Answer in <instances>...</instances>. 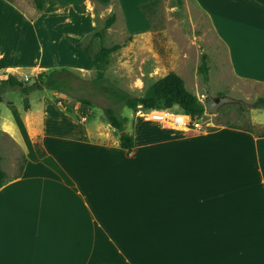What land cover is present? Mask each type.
Segmentation results:
<instances>
[{
	"label": "crops",
	"instance_id": "obj_1",
	"mask_svg": "<svg viewBox=\"0 0 264 264\" xmlns=\"http://www.w3.org/2000/svg\"><path fill=\"white\" fill-rule=\"evenodd\" d=\"M46 1L31 19L0 0L2 79L70 68L57 64L68 60L57 45L101 30H92L89 0ZM112 1L122 10L159 0ZM190 1L209 18L231 73L264 86V0ZM74 6L85 11L77 26L67 14ZM39 92H6L0 104V133L24 159L0 188V264H264L263 133L145 130L136 119L127 151L107 121L79 119Z\"/></svg>",
	"mask_w": 264,
	"mask_h": 264
},
{
	"label": "rangeland",
	"instance_id": "obj_2",
	"mask_svg": "<svg viewBox=\"0 0 264 264\" xmlns=\"http://www.w3.org/2000/svg\"><path fill=\"white\" fill-rule=\"evenodd\" d=\"M13 1L28 16H35L31 1ZM94 1L101 4L97 6L91 0L86 4L87 13L92 20V30L98 28L102 30L105 21L113 14H116L117 21L108 30L104 42L91 37L78 42L77 46L84 51L91 49L92 52H97L102 44L107 47L122 46L121 50L111 56L106 70V76L113 85L133 96H141L168 73L179 72L188 91L197 96L202 103L206 100L207 87L216 99L228 96L240 101L239 104L222 107L216 116L207 114L205 122H212L211 128L225 125L264 134V126L260 127L257 124H264V109L252 108L259 98H264V86L241 81L231 73L227 53L217 41L209 18L192 1L159 0L156 5L150 7L147 15L142 10L145 4L137 7L135 3L127 2L121 10L118 1L105 0V2L109 1V6L99 0ZM84 12L74 6L68 9L67 14L73 18L74 25L77 26L85 17ZM82 31L80 37L85 35V30ZM77 46L75 43L57 45L59 58L67 54L68 59L57 64H65L82 78L91 81L96 77L93 63L89 55L81 54ZM203 60L209 69L208 81L204 80L200 72ZM39 73L25 70L19 75H12L33 85ZM2 78L0 76V79ZM91 90V93H87L84 98L90 101L92 107L75 103L58 93L48 92L52 98H63L59 106L61 108L65 106L64 109L75 116L85 112L89 117L106 122L104 109L113 105L102 94ZM7 92L18 91L9 89ZM14 95L15 97L11 94L16 99V105L22 104V96L19 93ZM31 95V99H35L41 95V92L35 91ZM4 112L5 108L2 107V116H6ZM117 112L123 117L126 116L132 124L137 122L132 110L118 107ZM138 122L140 128L147 130L145 122L142 120ZM23 163V153L20 148L0 133V167L6 171L7 179L19 176Z\"/></svg>",
	"mask_w": 264,
	"mask_h": 264
},
{
	"label": "trees",
	"instance_id": "obj_3",
	"mask_svg": "<svg viewBox=\"0 0 264 264\" xmlns=\"http://www.w3.org/2000/svg\"><path fill=\"white\" fill-rule=\"evenodd\" d=\"M6 1L19 8L13 0ZM27 1H31L35 9V16H31V19H34L47 7L46 0ZM158 2L159 1H154L143 5V13L147 15L150 7L156 5ZM94 3L97 6L100 5L97 2ZM19 9L21 10V8ZM116 21V14L108 17L103 29L94 34L93 39H100L104 42L108 30L111 29ZM121 49L122 46L120 45L107 47L104 44H102L97 52H92L91 49H87L91 55H89V57L93 63L94 70L96 71V77L91 81L82 78L71 68H55L42 71L38 74L33 85L18 79L12 74H6L4 79H0V104L2 103V96L9 89L18 91L24 95H28L35 91L46 90L58 93L64 98L67 97L75 103H81L85 106L92 107L90 101L84 97L87 93H91V89L96 90L112 103L113 106L104 109L106 121L113 129L121 134V147L127 151H132L134 149V136L126 132V126L129 120L117 112L118 107L128 108L133 112H136L140 106L151 110L176 109L194 118H201L204 115L206 105H204L197 96L188 91L183 78L175 72H170L165 77L159 79L141 96H133L113 85L106 76V70L110 64L111 56ZM200 72L204 80L208 81L209 69L204 60ZM63 100V98L57 99V104L62 103ZM25 108L28 109V105H26ZM63 108H65V106ZM252 108L264 109V98H259L252 105ZM86 116V113L83 112L78 115L77 118L83 119L86 118ZM36 149L39 156L43 157L44 154L40 153L38 145ZM6 181L7 176L0 167V188Z\"/></svg>",
	"mask_w": 264,
	"mask_h": 264
},
{
	"label": "built area",
	"instance_id": "obj_4",
	"mask_svg": "<svg viewBox=\"0 0 264 264\" xmlns=\"http://www.w3.org/2000/svg\"><path fill=\"white\" fill-rule=\"evenodd\" d=\"M203 104L205 105V101ZM134 114L135 118L149 124L151 129L164 128L173 131L207 132L213 126L212 122H205L207 110L201 118H194L176 109L151 110L141 106Z\"/></svg>",
	"mask_w": 264,
	"mask_h": 264
},
{
	"label": "water",
	"instance_id": "obj_5",
	"mask_svg": "<svg viewBox=\"0 0 264 264\" xmlns=\"http://www.w3.org/2000/svg\"><path fill=\"white\" fill-rule=\"evenodd\" d=\"M239 103L240 101L228 96H224L216 99L212 96L210 88L207 87V96L205 100V105L208 114L216 116L218 114L219 109H221L222 107L230 104H239Z\"/></svg>",
	"mask_w": 264,
	"mask_h": 264
}]
</instances>
